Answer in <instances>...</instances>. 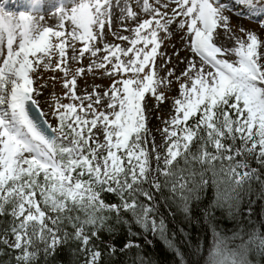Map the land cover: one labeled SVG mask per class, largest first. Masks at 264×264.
<instances>
[{
  "label": "snow or ice",
  "instance_id": "6c2138e0",
  "mask_svg": "<svg viewBox=\"0 0 264 264\" xmlns=\"http://www.w3.org/2000/svg\"><path fill=\"white\" fill-rule=\"evenodd\" d=\"M242 19L264 29V0H0V264H264Z\"/></svg>",
  "mask_w": 264,
  "mask_h": 264
},
{
  "label": "rangeland",
  "instance_id": "374dc122",
  "mask_svg": "<svg viewBox=\"0 0 264 264\" xmlns=\"http://www.w3.org/2000/svg\"><path fill=\"white\" fill-rule=\"evenodd\" d=\"M4 2L7 3L8 0H4ZM12 2H13L14 4H16V5L19 6V5H26L27 2H28V0H12ZM46 2H54V0H46ZM13 10H15V9H13ZM21 10H23V9L21 8ZM232 22H233V24H236V23L238 22L237 19H236V17H233V18H232ZM239 23H242V24L244 25L245 28L255 30V31H257L260 35L264 36V29L261 28L260 23H259L258 20L242 19V20L239 21ZM125 34H127V33H125ZM109 39L111 40L112 37L109 36ZM175 42H176L177 45L179 46V41H178V40H175ZM162 50L167 51L168 54L171 55V54H172V45H171V43L165 42V44L162 45ZM182 55H183V53H182ZM158 62H159V61H158ZM87 63H88V60H87V58H85V60H84V64L87 65ZM172 63H173V65L176 64V60H175V58H173ZM182 67H184V65H182V64L179 65V66L177 67V72L179 71V68H182ZM86 78L89 80V83L92 82V77H91L90 75L87 76ZM79 83H80V85H81V87H82V86H83V80H81ZM95 83H98V84H108V83H110V82H109L107 79H104V80L97 79V80L95 81ZM59 90H60V87H59V85H58V86H57V91H59ZM162 109H163V111H162L161 115H163V114H165V113L167 112V105H166V104L163 105V106H162ZM45 110H46V109H45ZM157 126H161V127H162V125H160V122H159L157 119H155V118L153 117L152 120H151V127H153V128L155 129ZM159 139H160V137H159V135H157V140L159 141Z\"/></svg>",
  "mask_w": 264,
  "mask_h": 264
},
{
  "label": "trees",
  "instance_id": "16d2710c",
  "mask_svg": "<svg viewBox=\"0 0 264 264\" xmlns=\"http://www.w3.org/2000/svg\"><path fill=\"white\" fill-rule=\"evenodd\" d=\"M171 227V225H170ZM197 234L196 230L193 229L192 230V235L193 237H195ZM150 240H153V243L155 244V252L159 254L158 258L163 260V261H167L171 259L170 254L166 253L165 251V247L163 245V243L159 240V239H153L151 236H149ZM141 243H143V241H140ZM148 252H152L153 249L152 248H148L147 249Z\"/></svg>",
  "mask_w": 264,
  "mask_h": 264
}]
</instances>
